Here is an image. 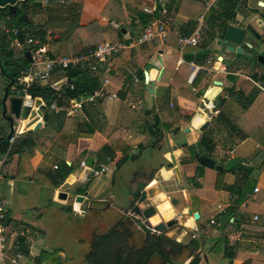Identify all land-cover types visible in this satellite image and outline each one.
Masks as SVG:
<instances>
[{"label": "crops", "instance_id": "0c3cea01", "mask_svg": "<svg viewBox=\"0 0 264 264\" xmlns=\"http://www.w3.org/2000/svg\"><path fill=\"white\" fill-rule=\"evenodd\" d=\"M220 1L65 0L61 3L49 0L44 5L38 0L40 6L32 11V21L36 29L41 31L47 27L53 32L48 48L51 53L62 56L79 54L104 42L134 41L143 29L139 21L141 14L151 17L149 24L163 23L176 33L186 31L190 35L201 25L200 45L208 38L206 31L210 30L211 19L221 12ZM261 2L264 4V0H240L234 18L235 24L248 27L258 41L264 38V30L259 27L264 28ZM212 8L213 14L207 16ZM162 10H165L164 15ZM37 17L36 23L34 18ZM190 22L194 26L188 25ZM29 36L31 34L21 41ZM175 38L172 34L165 42L145 43L107 59L101 73V80L108 79L104 96L76 118L79 130L92 131V134L74 138L73 129L66 134L59 132L58 115L50 112L49 124L42 121L37 131L28 130L33 132V147L21 166L17 154L6 153L2 158L3 154L0 155V178L8 184L6 194L0 199L4 202L8 222L4 219L2 223L13 231L28 229L27 236L21 240L24 246L17 264H41L40 247L44 243L41 236L45 234L41 223L51 209L64 218L66 213L71 216L68 218H82L101 211L89 209L88 205L81 210L79 203L73 200L80 195L77 191L81 188H86L84 196L87 200L95 199L96 178L88 177V167H81L80 162L90 157L97 160L95 155L108 144V136L113 142L115 156L112 160L106 161V157L99 161L105 163L108 170L113 167V178L123 182L129 178L131 192L135 193L142 185L154 195L147 202L158 203L154 205L156 212L153 215L157 216L154 223L175 220L176 224L166 230L170 235L178 227L182 228L176 239L185 248L181 264H188L197 255L206 256L200 264H206V261L207 264H264V148L252 139L264 123V71L249 73L239 64V59L234 60L238 55L230 54L224 45H217L218 38L207 46L205 61L195 58L193 52L196 50L189 52L191 46L179 52ZM244 43L251 45L248 40ZM261 53L264 57V51ZM190 62L198 70L194 71ZM78 70L86 71L84 68ZM233 86L245 94L256 88L258 95L246 111H241L235 101L225 104V117L218 119L220 102L228 99L224 90ZM209 105L211 110H208ZM207 116L211 117L208 128L203 132L196 131V126ZM38 121L40 118L32 115L26 121L17 119V131L21 135L24 128L34 126ZM155 121L162 131L157 138L150 134ZM42 127L52 129V140L39 136ZM243 134L247 135L246 139L241 137ZM204 136L213 140L214 150L209 158L217 165L223 166L230 159L238 160V165L229 171L217 172L200 167L196 159L187 163L193 153L191 147L206 155L201 144ZM155 142L156 146L151 147ZM126 148L129 151L123 152ZM171 156L175 164L171 163ZM130 162L136 164V169L125 170ZM63 163L72 170L58 188H52L49 175L61 170ZM168 164L172 167L168 168ZM174 167L178 168L179 176ZM18 170L21 174H17ZM81 177L86 181H80ZM255 188H258L257 192H254ZM62 192L68 194L66 200L58 199V193ZM172 199L177 201L172 207L174 216L166 220V213L161 214L159 206ZM109 201L106 209H110L114 197ZM132 202L133 197L128 194L117 205L120 209L125 205L130 208ZM65 206H70L71 212L64 211L62 207ZM124 211H119L120 218L125 215ZM193 214H198V219H194ZM17 250V247L10 250V255ZM157 264H160L159 259Z\"/></svg>", "mask_w": 264, "mask_h": 264}, {"label": "trees", "instance_id": "16d2710c", "mask_svg": "<svg viewBox=\"0 0 264 264\" xmlns=\"http://www.w3.org/2000/svg\"><path fill=\"white\" fill-rule=\"evenodd\" d=\"M33 2L34 0H26L25 2H20L14 12H10L7 8L0 9V21H10L12 22L11 25L18 27L21 30L18 37L19 40H23L28 34H42L40 29H36L37 27L34 26L32 21L33 7H39L40 4L38 0H36L35 3ZM30 7L32 9H30ZM219 7L221 8V12L216 13L215 16L211 19L212 24H210V30L208 28L206 31V34H208V38L205 43L197 45L195 47H190L191 50L189 52L196 50L195 52H193L195 54V58L201 61H205L208 57V53L206 51L207 46L211 42H213L215 38L221 39L224 28L236 17V11L240 7V0H221L219 2ZM150 19V16L144 14L139 15V21L143 28L149 24ZM190 24L194 26L193 22L188 23V25ZM181 34L184 36H189V33H187L186 31H183ZM12 39V36H8L3 30L2 32L0 31V66L3 68L5 73L8 72L10 76L14 78V76L19 72L20 69L29 65V61L27 60L25 53H21L19 56H17V58H14L15 53L13 52L14 47L12 44ZM175 41L177 43L176 38ZM55 50L57 51L56 47ZM228 63L229 66L233 65L231 61H229ZM66 74L69 82H72L75 85L76 91L74 93L76 94H79L80 91L81 93H84L99 87V83L95 79H92L86 71L76 69L68 71ZM26 93L34 98H42L47 105L50 104L55 94V92L48 86H43L39 83H33L27 89ZM224 93L228 96V99H224L220 102L221 111L219 112L218 119L225 117L224 106L231 101H235L241 111H246L248 107L253 104L256 96L258 95V90L254 88L250 93L245 94L242 90H235V87L233 86L231 88L225 89ZM42 113L43 121L49 124L50 116L45 111H42ZM57 117L59 120L57 128L59 132L63 134H66L71 129L75 131L74 138H86L87 136L92 134V131L84 132L79 130L78 124L76 123V118H67L62 115H59ZM157 125L158 122L155 121L154 124L150 127V134L156 138L162 134V131L157 127ZM263 129L264 123L262 124V127H260L257 131V134L254 133L252 135V139L264 148ZM176 131H178V129H176ZM31 133L32 131H27L23 136L15 139L13 144H10L9 141H2L0 143V155H4L6 153L10 155L17 154L19 159L18 165L21 166L22 162L25 160V157L28 155V150L33 147ZM241 137L243 139H246L247 135L243 134L241 135ZM107 139L108 144L105 145L97 153V155H95V158L97 157L99 160L106 157L111 160L114 158L115 152L113 149V142L111 141L109 136L107 137ZM212 142L213 140L210 137L204 136L201 138V144L205 147V150L203 152H206L204 154H206L208 157L212 156L214 150V145L212 144ZM125 151H129V148H126L123 152ZM191 152L193 153L191 154V158L186 161L187 163H191L194 159L201 155V153L194 151V148L192 147ZM128 159L129 157L127 158V160ZM167 167L171 168L172 165L168 164ZM71 170V166L63 163L61 170L58 169L54 174L49 175V179L51 182L49 183V186L52 188H58L60 184L67 179ZM17 174H21L19 173V170ZM85 191L86 188H81L78 189L77 193L80 195H84ZM62 209L66 212H71L70 206L62 207ZM137 228H140L143 232L139 245H136L133 242L135 237V230ZM179 232H182V228L180 227H178L174 231V234L171 235L169 234L170 231H166L160 234L153 233L150 230L146 229L142 225V223H140L136 219L124 215L119 218V220H117L107 230V232L92 236L89 245V251L85 254L84 257V263L149 264L152 258L156 257L159 259L160 264H181L179 262V258H181L182 254L185 251V248L176 241ZM41 254L47 253L41 251L40 256ZM189 256H192V253Z\"/></svg>", "mask_w": 264, "mask_h": 264}, {"label": "built area", "instance_id": "2783aa9c", "mask_svg": "<svg viewBox=\"0 0 264 264\" xmlns=\"http://www.w3.org/2000/svg\"><path fill=\"white\" fill-rule=\"evenodd\" d=\"M48 1L42 0V4L45 5ZM58 1L62 3L65 0ZM164 14L165 10H162V15ZM2 30L8 36H12V44L17 51L28 52L30 55L29 65L20 69L14 76L11 92L22 100L23 107H29L34 112L32 114L34 118H39L36 111L42 110V108H47L53 115H62L67 118H77L83 115L86 107L93 105L105 94L104 86L108 84V79L101 80V73L104 71V65L110 56L145 43L165 42L172 34L177 38L178 51L183 52L186 47L197 46L202 40L203 32L200 25L191 35L184 36L181 33L171 32L163 23H153L145 26L132 42H104L87 49L85 52L62 56L50 52L48 45L54 36L47 27L41 29V35H31L24 41L18 39L21 32L18 27H3ZM207 63L209 62L207 61ZM189 64L194 71L198 70V67L193 66V62ZM80 68L86 69L88 75L99 83V87L84 93L81 91L79 94L74 93L76 87L72 82H69L66 73ZM54 77L55 80H53ZM62 80L65 81L64 85H58ZM191 80L190 78V82ZM33 83L41 85L47 83L46 86L55 92L49 105L42 98H34L26 93ZM206 119L210 121L211 117L207 116ZM19 135L20 133L16 130L9 143L12 144ZM2 157H5V154ZM108 160L107 158L106 161ZM85 163L86 161L82 160L80 166L86 167ZM107 171V165L101 163L97 158V160H93L92 166L88 167V177L97 178ZM257 191L258 188H255L254 192ZM0 218L5 219L4 202H0ZM27 233L28 229L26 228L18 232L10 230L5 224L0 223V264H17L18 260L22 258L21 248L24 245H21V240L26 237ZM12 245H15L17 249L19 248V251L17 250L13 255H10V250L15 248L11 247Z\"/></svg>", "mask_w": 264, "mask_h": 264}, {"label": "rangeland", "instance_id": "374dc122", "mask_svg": "<svg viewBox=\"0 0 264 264\" xmlns=\"http://www.w3.org/2000/svg\"><path fill=\"white\" fill-rule=\"evenodd\" d=\"M180 0H177V2ZM36 0H34L33 3H35ZM174 0H172V3ZM32 3V4H33ZM30 4V3H29ZM33 6V5H32ZM30 9H32L30 7ZM35 7H33V10ZM214 12L213 8L212 10L207 12V16L212 15ZM205 14V11L202 12ZM32 14V13H30ZM38 14V13H37ZM35 22L37 23L39 20V17L34 18ZM2 20L0 21V31L2 32L3 27H11L12 22ZM240 21V20H239ZM238 21V22H239ZM34 22V23H35ZM247 23V22H246ZM252 23L249 24V26ZM264 30L262 25L259 26ZM248 29V27H245ZM252 32L248 29V32L245 36V40H248V43H250V47H247L243 54L238 56L239 64L246 67V70L249 71V73H253L254 71L262 70L264 71V64L258 63L254 58L258 56H263L261 53V50L264 51V39L260 38V41H258L254 34H251ZM253 36V37H252ZM258 41V45L257 44ZM14 58H17L21 54V52H18L16 50L13 51ZM229 52V51H228ZM230 53V52H229ZM232 54V52L230 53ZM245 64V65H244ZM207 65H210L207 63ZM209 67V66H208ZM246 71V72H247ZM1 73V71H0ZM247 73V74H249ZM43 112L50 113V111L47 110V108H43ZM2 124V123H1ZM32 125L29 127H26L23 129L20 136H23L29 129H31ZM18 124L16 122V130H17ZM54 132L50 128L42 127L39 131V136L42 138H47L52 140V135ZM33 132L31 133V135ZM49 136V137H48ZM150 161L151 154L149 155ZM139 163H137V166H139ZM128 168L136 169V164L130 162L128 165L124 167L125 170ZM113 167L111 166L110 169L105 173L102 174L100 177L94 179L95 185H96V192L94 195L95 200L98 202V204H94L93 206L96 207L93 210H101L99 212H91L90 214H87L84 217H77V218H68L71 217L66 213V217L62 216L59 212H56L55 209H51L50 212L46 214V218L44 219L43 223H41V228L44 230L45 234L42 237L44 240L43 245L40 247L41 251L44 248H48L53 253L51 254H41V264H85L84 263V257L85 254L89 251V245L90 241L93 235H99L107 232V230L120 218V212H123V210H127L128 207L121 206L118 207L117 202L121 199H124L126 195L130 194L131 191L128 189L129 187V178L125 179L124 182L121 181L119 178H113L112 175ZM131 175V174H130ZM113 178L114 185L110 183ZM133 192V191H132ZM114 197L113 203H111L110 209H106V204L110 203L109 199ZM103 200H106V204L102 202ZM74 202V200H73ZM89 200L85 201L82 204H78L79 208L81 210L86 209V206L88 205ZM56 209H59L58 206H55ZM104 210V211H103ZM125 214V211H124ZM79 215V213H78ZM5 222V221H4ZM142 231L140 228H137L135 230V237H134V243L136 245H139L141 242L142 237ZM27 236V235H26ZM33 237H31L32 239ZM38 238V237H37ZM179 258V262L182 261V259ZM157 258L154 257L150 261L149 264H157Z\"/></svg>", "mask_w": 264, "mask_h": 264}, {"label": "water", "instance_id": "95a60500", "mask_svg": "<svg viewBox=\"0 0 264 264\" xmlns=\"http://www.w3.org/2000/svg\"><path fill=\"white\" fill-rule=\"evenodd\" d=\"M26 0H0V9L2 8H7L10 12H14L16 7L19 5L20 2H25ZM260 6H263L264 4L261 2L259 3ZM248 32L247 28H244L242 26H239L238 23L235 24V19L232 21V23L227 24V26L224 28V31L222 32L221 35V39H219L217 41V45H224L226 46L225 49L229 52L235 53L236 55H241L244 53L245 51V47H250L249 44L244 43L245 40V36ZM25 56L27 58V60L30 62V55L28 52H25ZM255 59L258 62L264 63V57L263 56H258L255 57ZM234 60H238V58H235ZM0 71L2 73H5L3 68L0 66ZM14 76V75H12ZM10 85L13 84L14 78L10 76ZM65 81L62 80L58 85H64ZM220 84V83H217ZM57 86V85H56ZM149 91L151 92L152 89L150 88ZM204 92H201V94H203ZM7 96V88L5 89V93L2 99V106H1V116L2 118L9 123L10 125V133L6 136V137H0V141H10V139L12 138V133H13V120H17V119H23L24 121L28 120V118L32 115V113L30 112L29 107H23L22 106V100L19 97H13L9 100V108H10V114L11 116H6V105H5V98ZM212 107L211 105L208 106V110H211ZM37 115L40 118V121H38L30 130L32 131H37L41 125H42V121H43V113L41 110H37ZM147 112V111H146ZM148 114V112L146 113ZM210 124V121L207 119H202L200 121V123L196 126V131L199 132H203L205 131L208 126ZM186 132H188V130H186ZM165 140H167V136H164ZM159 139V138H158ZM157 142L153 143V145H151V147L156 146ZM175 148V147H173ZM163 147H161L160 150H162ZM8 154V153H7ZM171 163L175 164V160L174 157L171 156L170 157ZM196 162L200 167L203 168H208V169H214L217 172H221V171H229L231 170L233 167L238 165V160L236 159H230L228 161H226V163L221 166V165H217L215 163V161L209 157H207L206 155H199L196 158ZM93 163V158H87L86 159V167H91ZM0 165H1V161H0ZM175 173L177 174V176H179L178 173V168L174 167ZM80 181L85 182L86 179L81 177ZM8 190V184L6 182H4L1 178H0V198H2L3 195L6 194ZM67 193L62 192V193H58V199L59 200H66L67 199ZM130 195L133 197V202L130 205V208H128L125 211V215L130 216L136 220H139L142 225L150 230L151 232L154 233H164L167 229H169L171 226H173L174 224H176L175 220H171L169 222L166 223H158L155 226H152L150 224V222L146 219L145 217V212L146 211H151L152 214H155L156 210L154 205H158L157 201L154 202V204L151 205V203H148V200L150 198H153L154 195H151L149 193V191L147 190V188H145L144 186L141 185V188L138 187V189L136 190L135 193L131 192ZM134 198H136V200L134 201ZM85 201H87L86 197L84 195H77L74 197V202L77 203H84ZM106 204L105 201H102ZM146 202V203H145ZM98 204L97 201L95 200H91L88 202V207L89 209H94L93 205ZM170 207H175V205L177 204V201L175 199H172L170 201ZM154 209H153V208ZM188 215H191V211L188 210L187 211ZM194 219H198V214H193ZM43 252L51 254L53 253V251H51L50 249L44 248ZM202 258L205 260L206 256L203 255ZM202 258L197 255L195 257L192 258V260L188 263V264H200L202 261ZM207 264V261L205 262Z\"/></svg>", "mask_w": 264, "mask_h": 264}, {"label": "flooded vegetation", "instance_id": "af4514ba", "mask_svg": "<svg viewBox=\"0 0 264 264\" xmlns=\"http://www.w3.org/2000/svg\"><path fill=\"white\" fill-rule=\"evenodd\" d=\"M14 64V63H13ZM2 75V79H0V137H6L10 133V125L8 122H6L2 116H1V106H2V99L5 93V89L7 88V96L5 98V105H6V116H11L10 114V108H9V100L13 97H16L12 94L11 88L12 85H10V74L8 72L6 73H0ZM2 123V124H1ZM16 131V120H13V133L12 137L15 134ZM2 141H0L1 143ZM1 199V198H0ZM6 216V215H5ZM4 219L0 218V223H2ZM5 221L8 222L7 216L5 217Z\"/></svg>", "mask_w": 264, "mask_h": 264}, {"label": "bare ground", "instance_id": "6f19581e", "mask_svg": "<svg viewBox=\"0 0 264 264\" xmlns=\"http://www.w3.org/2000/svg\"><path fill=\"white\" fill-rule=\"evenodd\" d=\"M202 117V116H201ZM169 208V209H168ZM167 209V210H166ZM159 211H160V213L161 214H164V213H166L165 215H164V218L167 220V219H170V218H172L173 216H174V213H173V211H172V208L170 207V204H169V202H167V201H165L162 205H160L159 206ZM145 217H146V219L150 222V224L152 225V226H155V225H157L158 223H154L155 221H156V217L157 216H154L151 212H146L145 213ZM154 218V219H153ZM152 219V220H151ZM152 221V223H151V221Z\"/></svg>", "mask_w": 264, "mask_h": 264}]
</instances>
